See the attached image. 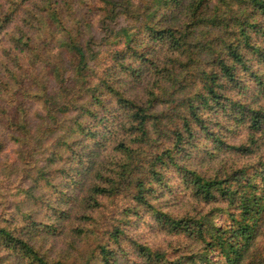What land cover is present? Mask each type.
Listing matches in <instances>:
<instances>
[{
  "label": "trees",
  "instance_id": "16d2710c",
  "mask_svg": "<svg viewBox=\"0 0 264 264\" xmlns=\"http://www.w3.org/2000/svg\"><path fill=\"white\" fill-rule=\"evenodd\" d=\"M100 2L108 20L134 11L130 0ZM72 3L73 0L0 2V118L7 119L14 131L25 128L20 122L25 113L21 90L27 98L46 104L54 116L74 111L70 115L72 125L84 133L83 137L93 140L83 173L85 180L89 176L91 181L80 203L87 206L92 201V208L101 205L98 199L102 196L117 199L120 195L128 196L130 201L121 211L112 212L114 220L105 231L107 239L104 235L97 245L98 252L92 250L84 258L69 262L42 253L20 211H16L22 219L19 223L15 214L6 220L0 213V250H10L8 254H15L19 264L25 260L27 264H137L136 256L143 257L146 264H264V0H149V8L162 6L169 11L173 6V14L179 18L183 14L178 24V19L170 18L171 23L164 25L153 19L156 9L144 13L142 22L147 40H151L150 51L136 50L128 27L106 28V39L115 40L112 44L125 38V45L116 52L118 59L125 56L126 49L142 64L157 66V53L165 52L166 64L176 68L181 54L187 52L179 66L181 71L189 72L200 64L196 72L205 79L199 85L177 80L176 73L170 74L166 67L157 70L164 73L146 85L144 96L120 91L111 79L91 84L90 60L97 59L98 51L90 46L91 38L84 37L79 22L74 27L69 23ZM167 14L163 10L161 17ZM203 26L208 28L206 34L213 30L222 34L203 43L195 36ZM202 52L209 55L204 62L198 58ZM121 65L123 68L113 64L104 71L117 80L124 79L116 77L117 71L131 75L132 80L140 77V68L124 61ZM69 68L74 72L64 79L62 73ZM165 74L174 79L167 97L162 98L154 88ZM48 76L58 84L53 94L45 85ZM106 80L108 84L104 85ZM190 85L197 88L189 91ZM104 88L109 96L104 94ZM255 89L254 100L247 102L246 96ZM161 102L163 108L158 106ZM219 112L226 117L213 115ZM83 115L90 121L81 122ZM212 124L224 130L243 125L246 140L227 142V136ZM41 128L39 135L50 129ZM202 138L241 156L256 150L262 153L253 165L203 174L180 162ZM116 152L122 154L121 160L126 159L117 176L113 166ZM22 157L27 159L24 154ZM25 164H31L28 175L45 167L37 161L29 163L28 159ZM170 168L179 171L190 184L195 199L208 205L205 210L173 215L151 203L154 184L167 186ZM40 173L43 175V171ZM28 197L33 200L36 196ZM143 207L151 210L153 218L173 237H183L185 249L170 240L173 252L180 251L170 258L169 252L133 238L127 225L132 223L131 217L140 216ZM189 239L194 242L188 243ZM129 252L135 257L131 258Z\"/></svg>",
  "mask_w": 264,
  "mask_h": 264
},
{
  "label": "rangeland",
  "instance_id": "374dc122",
  "mask_svg": "<svg viewBox=\"0 0 264 264\" xmlns=\"http://www.w3.org/2000/svg\"><path fill=\"white\" fill-rule=\"evenodd\" d=\"M142 1L130 0L131 9L134 10L133 13H122L117 15L116 18L108 20L103 10L100 9V0H73V8L67 17L69 23L74 27L79 22L80 27L84 30V37L87 40L91 38L90 46L98 51L97 59L94 62L90 60L92 69L88 72V76L91 84L96 83L98 85L104 79H111L110 82L114 83V86L120 91L127 94L141 95L146 85L148 87V83L164 73L163 71L157 73V70L161 71L163 68L165 70L167 67L170 69L168 71L170 74L176 73L177 77L175 78L177 80H183L185 83L188 81L190 83L194 82L199 85L198 83L205 79L199 72H196L200 64L197 65L196 69L192 68L189 72L181 71L179 67L186 60L185 55L187 52L181 54L176 68H170L166 64L165 52L157 53L155 49L156 57L159 59L157 66L151 65L149 62L142 64L140 59H135L131 50L126 49L125 56L118 59L116 52L122 48L120 45H125L123 44L125 38L121 37L118 44H112L111 42H115L114 39H106V28L109 26L112 29H119L123 26L128 27L129 35L134 38L135 43L131 44L135 46L138 52H143L149 44L151 45V40H147L148 35L142 22V19H145L144 13L148 9L150 12L156 9L153 19L161 20L160 22L164 25L171 23L170 18L178 19L175 24L182 21L179 20L183 18V14L181 18L173 14L175 12L173 6L167 11L162 6L160 9L157 6L149 8V0L143 3ZM163 10L168 14L161 17ZM16 20L17 17L14 21ZM207 29L206 26H203L195 34L196 38L203 43H207L211 37L222 34V31L218 32L217 30L206 34ZM156 48L158 47L156 46ZM150 50L148 48V51ZM208 57L209 55L203 52L201 58L200 54L198 55L200 62L206 61ZM123 61L132 63L135 68H140L141 75L138 79L132 80L131 75L125 74L124 71H117L116 77L124 78L117 80L113 76L110 78L108 73L104 71L105 68H110V66L117 63L123 68L121 65ZM73 72L74 70L71 68L65 69L62 76L67 79ZM48 78L49 80L45 81V85L48 93L53 94L57 90L58 84L51 76H48ZM173 79L172 76L163 75L154 90L158 91L162 98L165 95L167 97V90L170 89L169 84ZM107 84L108 80L104 82V85ZM197 85H190L189 91L195 90ZM103 90L104 94L106 93V96H109V92L105 88ZM256 92V89L250 92L247 95L248 97L246 96V101H253ZM19 93L22 97L20 100L25 102V105H23L25 113L20 121L25 128L14 131L9 128L7 119L0 118V213H2V218L10 220L12 215L15 214L14 217L18 220V223L22 219L28 222L30 224L28 229L33 240L38 248L41 247L40 251L50 258L70 262L84 258L92 250L98 252L96 247L105 235L109 224L114 220L110 217L112 212L121 211L130 199L128 196L124 198L122 195L117 199L102 196L101 199H98L101 200V205L92 208L90 207L92 201L88 202L87 206L80 203V200L87 196L86 192L91 181L89 176L85 180L83 173L85 166L88 165L93 140L90 137H83L84 133L78 127L72 125L70 115L74 111L54 116L52 112L47 111L46 104L35 101L29 96L27 98L23 90ZM144 94L141 96H144ZM158 106L163 108L162 102ZM218 111H221V109H218ZM208 113L210 114V111ZM213 115H220V119L226 117L222 116L220 112ZM80 121L86 123L90 121V118L83 115ZM41 127L50 129L46 134L39 135ZM71 128H73V131H71ZM213 128L224 133V136H227L226 141L232 144L246 140V129L243 125H239V127L232 125L227 130L222 129L220 126H213ZM63 141L65 143H62ZM22 150H24L23 154L27 157L29 163L37 161L39 165L45 164V167L41 166L43 175L40 173L41 171L35 175L32 173L28 175L31 164H25L27 159L22 157ZM148 150H150L149 147ZM261 153V150H256L247 156H241L232 149H228L223 145H216L211 143L210 140L202 138L196 147L189 150L184 159H180V162L189 164L191 168H196L203 174L211 175L219 169L224 171L228 168L235 169L242 164L253 165L260 158ZM116 154L118 155L114 159L113 166H115V175L117 176L120 171H123L122 164L126 159L121 160L122 154L118 152ZM167 177V186L154 184L155 188L150 200L156 208L158 207L160 210L173 215H186L195 213L199 209L205 210L208 207L204 202L195 199L190 184L181 177L179 171L170 168ZM29 194L36 197L32 200L31 197H28ZM16 204L19 206L18 208ZM143 209L144 211L139 210L140 216L131 217L132 223L127 225L133 238H137L140 243L153 248L159 247L163 251L169 252L167 256L170 258L180 253L179 250L173 252L174 246L170 247L168 242L171 240L173 245L182 246L186 240L183 237H173L162 224H159L153 218L151 210L147 211L145 207ZM16 211L21 212L22 219L20 218V212ZM22 224L26 225L23 222ZM127 226L126 228H128ZM106 239L107 235H105ZM193 242L192 239L188 240L190 244ZM111 245H114V243ZM124 245H126V242ZM180 248L185 249V246ZM9 251L4 247L0 250V264H19L18 257L15 254L9 255ZM129 256L133 258L135 254L129 252ZM135 259L137 264H146L141 256H136ZM20 264H27V261L25 260Z\"/></svg>",
  "mask_w": 264,
  "mask_h": 264
}]
</instances>
